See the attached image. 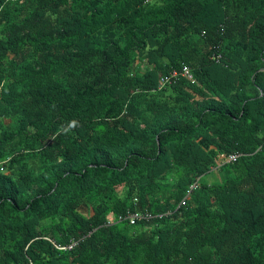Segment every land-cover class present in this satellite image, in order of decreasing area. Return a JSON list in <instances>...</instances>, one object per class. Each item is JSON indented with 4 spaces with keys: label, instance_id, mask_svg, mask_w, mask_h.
Returning a JSON list of instances; mask_svg holds the SVG:
<instances>
[{
    "label": "trees",
    "instance_id": "trees-1",
    "mask_svg": "<svg viewBox=\"0 0 264 264\" xmlns=\"http://www.w3.org/2000/svg\"><path fill=\"white\" fill-rule=\"evenodd\" d=\"M0 264H264V0H0Z\"/></svg>",
    "mask_w": 264,
    "mask_h": 264
},
{
    "label": "built area",
    "instance_id": "built-area-1",
    "mask_svg": "<svg viewBox=\"0 0 264 264\" xmlns=\"http://www.w3.org/2000/svg\"><path fill=\"white\" fill-rule=\"evenodd\" d=\"M221 57L219 56L218 59ZM188 77L192 78L191 71L188 67H184L182 71H173L172 73L165 75L161 79V87H164L170 84L174 79L178 77ZM241 156V154H234L228 157V162H236L237 159ZM152 218H156V216L152 215L150 212L145 213H130L126 217H121L120 220H128L132 225L136 224L141 220H150Z\"/></svg>",
    "mask_w": 264,
    "mask_h": 264
},
{
    "label": "rangeland",
    "instance_id": "rangeland-1",
    "mask_svg": "<svg viewBox=\"0 0 264 264\" xmlns=\"http://www.w3.org/2000/svg\"><path fill=\"white\" fill-rule=\"evenodd\" d=\"M205 180H207V181H215V180H217V175H211V176H209V177H207Z\"/></svg>",
    "mask_w": 264,
    "mask_h": 264
},
{
    "label": "clouds",
    "instance_id": "clouds-1",
    "mask_svg": "<svg viewBox=\"0 0 264 264\" xmlns=\"http://www.w3.org/2000/svg\"><path fill=\"white\" fill-rule=\"evenodd\" d=\"M75 126H76V122L73 121V122L71 123L70 127H75Z\"/></svg>",
    "mask_w": 264,
    "mask_h": 264
}]
</instances>
